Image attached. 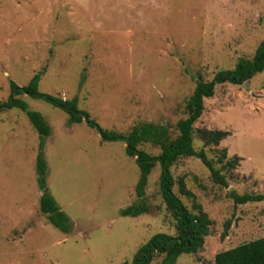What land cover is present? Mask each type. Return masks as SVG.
<instances>
[{
    "label": "rangeland",
    "instance_id": "1",
    "mask_svg": "<svg viewBox=\"0 0 264 264\" xmlns=\"http://www.w3.org/2000/svg\"><path fill=\"white\" fill-rule=\"evenodd\" d=\"M263 40L264 0H0V103L10 82L24 87L40 74L39 93L76 99L102 131L126 134L148 123L174 137L197 81L251 59ZM19 98L50 134L42 141L16 108L0 112V264L130 263L153 237L177 235L158 164L139 199V170L123 141H103L43 100ZM203 106L193 148L205 152L225 185L199 159L171 167L173 193L209 221L200 248L175 264H214L216 254L264 237V200L238 204L228 195L264 196V72L240 86L215 85ZM203 130L228 136L204 147ZM138 149L160 153L151 144ZM39 156L68 232L39 211ZM133 204L147 212L121 216Z\"/></svg>",
    "mask_w": 264,
    "mask_h": 264
},
{
    "label": "trees",
    "instance_id": "2",
    "mask_svg": "<svg viewBox=\"0 0 264 264\" xmlns=\"http://www.w3.org/2000/svg\"><path fill=\"white\" fill-rule=\"evenodd\" d=\"M264 72V40L258 45L251 59H239L231 70L220 71L215 74L209 82L198 80L195 88L186 101L184 119L177 122L176 135L171 137L169 128L154 124H140L133 127L128 133L102 131L89 116L78 109L76 99L63 100L38 92L40 74H35L24 87H18L13 82L9 84L10 94L7 100L0 103V112L10 108H16L23 112L30 124L35 129L41 140L50 134L49 127L43 121L39 113L28 110L25 103L19 98L28 96L41 99L51 106L65 112L69 116V124L85 123L88 127L95 129L103 141H123L126 154L134 158V163L139 170V178L135 186V194L141 199L147 186L148 177L156 164L160 167V189L167 210L177 220V235L175 237L157 235L143 246L134 256L130 263L122 264H151L156 257L163 256L162 264H175L182 254H194L202 245L203 237L208 235L209 221L205 214H191L182 205L178 196L173 193L171 167L181 158L193 157L199 159L211 173L218 183L225 185L223 176L215 170L211 161L203 150L195 151L193 148L194 125L203 113V102L212 97L215 85L228 83L240 86L248 82L255 75ZM228 134L221 131H200V139L204 147L216 145ZM143 144H151L160 149L157 156H151L139 150ZM224 156V154L222 155ZM227 167H232L233 162H228ZM37 184L42 191L39 199V211L46 216L49 224L62 232L69 231V220L60 211L52 197L47 193L45 187V163L38 157L36 164ZM183 193V190L180 189ZM184 194L189 195L187 192ZM238 204L247 202H261L262 195L238 196L229 193ZM199 209V207H197ZM147 212L143 204H133L121 211V216L137 217ZM229 223H226V228ZM214 264H264V237L225 250L214 256Z\"/></svg>",
    "mask_w": 264,
    "mask_h": 264
}]
</instances>
